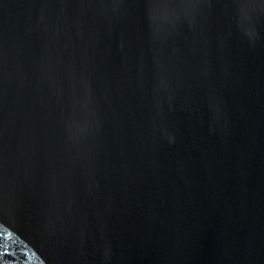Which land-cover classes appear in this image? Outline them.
<instances>
[{
	"label": "water",
	"instance_id": "obj_1",
	"mask_svg": "<svg viewBox=\"0 0 264 264\" xmlns=\"http://www.w3.org/2000/svg\"><path fill=\"white\" fill-rule=\"evenodd\" d=\"M0 264H264V0H0Z\"/></svg>",
	"mask_w": 264,
	"mask_h": 264
}]
</instances>
